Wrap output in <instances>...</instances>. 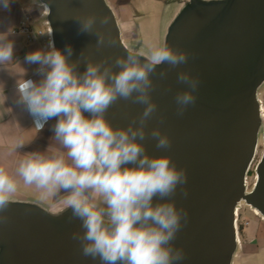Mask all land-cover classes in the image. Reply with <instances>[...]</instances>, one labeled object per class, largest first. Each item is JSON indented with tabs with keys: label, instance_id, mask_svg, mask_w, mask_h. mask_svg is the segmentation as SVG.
<instances>
[{
	"label": "water",
	"instance_id": "obj_1",
	"mask_svg": "<svg viewBox=\"0 0 264 264\" xmlns=\"http://www.w3.org/2000/svg\"><path fill=\"white\" fill-rule=\"evenodd\" d=\"M35 3L40 5L41 0ZM44 3L51 9L50 14H41L48 33L52 31L49 39L61 51L72 47L69 62H78V73L86 70L88 60L113 64L128 52L141 60L149 55L129 43L143 41L140 35L123 38L106 0ZM90 14L97 17L96 24L91 32H81L75 18ZM103 17L108 23L101 25ZM98 31L105 37L103 44L97 43ZM157 42L189 58L175 68L159 65L152 75L151 98L157 110L146 122L141 142L149 156L166 155L183 169L187 182L170 197H155L153 203L173 201L188 213L172 242L185 254L177 264H232L238 247L239 202L264 216V150L255 167V182L250 190L245 188L260 132L264 143V115L257 98L264 84V0H171L158 26ZM161 71L167 72L164 78ZM181 71L198 79L199 85L195 104L178 115L175 96L188 88L177 79ZM144 107L118 99L105 117L114 127L126 128L134 119L138 126ZM154 128L169 137L171 147L157 148L151 136ZM9 201L0 214L6 218L0 221V264H101L98 258L84 256L79 241L72 238L83 229L70 208L55 212L42 197L22 192L10 195Z\"/></svg>",
	"mask_w": 264,
	"mask_h": 264
},
{
	"label": "clouds",
	"instance_id": "obj_2",
	"mask_svg": "<svg viewBox=\"0 0 264 264\" xmlns=\"http://www.w3.org/2000/svg\"><path fill=\"white\" fill-rule=\"evenodd\" d=\"M11 2L0 0V8L8 10ZM39 6L50 14L44 0ZM75 19L81 32H91L97 17L90 14ZM107 23L106 17L100 19L101 25ZM7 35L0 34V66L13 61L14 43ZM104 40L98 31L97 43ZM109 42L113 43L110 38ZM72 53L70 45L61 51L49 39L46 49L25 57L26 62L39 65L37 73L42 78L39 82L18 79L17 103L33 117L37 132L48 120L56 119L53 140L60 149L46 154L49 145L43 152L26 153L17 173L25 184L42 190L44 197L68 194L64 203L83 229L72 238L79 241L84 256L98 258L101 264H177L185 254L172 242L187 223L188 213L173 201L154 204L153 200L172 196L187 176L168 156H149L141 141L146 122L157 110L151 98L152 75L159 65L175 68L189 57L168 45L153 46L143 60L132 52L117 57L113 64L88 60L81 74L76 70L78 62H69ZM114 66L119 70L114 71ZM166 74L161 71L159 76ZM177 79L188 86L175 96L177 114L183 115L196 102L199 80L184 71ZM118 99L145 105L138 126L135 119L126 128L114 127L106 119L105 113ZM151 136L157 148L171 147L160 128H154ZM23 146L15 145L17 149ZM16 191L17 182L0 167V214ZM4 219L0 215V221Z\"/></svg>",
	"mask_w": 264,
	"mask_h": 264
},
{
	"label": "crops",
	"instance_id": "obj_3",
	"mask_svg": "<svg viewBox=\"0 0 264 264\" xmlns=\"http://www.w3.org/2000/svg\"><path fill=\"white\" fill-rule=\"evenodd\" d=\"M171 0H106L112 9L125 40L144 34L149 26L158 39V26L161 24L164 10ZM41 7L35 0H12L8 10L0 8V34L7 33V39L14 43L13 61L0 66V167L17 182V191L30 193L44 198L42 190L35 185H27L19 177V162L26 153L43 152L49 145L48 153L60 149L53 140V126L56 119H50L44 128L37 132L33 117L23 105L17 103V80L32 79L39 82L42 78L38 73V64L28 63V53L46 49L49 35L41 18ZM25 13L32 17L33 34L24 35L14 32ZM41 34H35L36 30ZM17 143L24 146L16 148Z\"/></svg>",
	"mask_w": 264,
	"mask_h": 264
},
{
	"label": "rangeland",
	"instance_id": "obj_4",
	"mask_svg": "<svg viewBox=\"0 0 264 264\" xmlns=\"http://www.w3.org/2000/svg\"><path fill=\"white\" fill-rule=\"evenodd\" d=\"M131 35L134 34L131 33ZM140 36L141 37L139 38H142L143 41L138 39L131 40L129 42L130 45L134 48H140L142 51L146 50L150 54L152 47L158 46L154 31L147 26L144 34ZM257 95L260 105L264 106V84H262L258 89ZM259 134L260 136L258 139L257 150L246 174V191L250 190L254 184L255 167L261 157L262 150H264V147H262L261 132ZM25 195L27 197L30 196L29 194ZM67 195V193L61 192L56 196L44 197L43 200L49 210L60 212L63 208H66L64 200ZM237 209L239 244L235 251L232 264H264V220H262L259 216L254 215V212L249 208V206L243 202H239ZM245 222H248V225H246Z\"/></svg>",
	"mask_w": 264,
	"mask_h": 264
},
{
	"label": "built area",
	"instance_id": "obj_5",
	"mask_svg": "<svg viewBox=\"0 0 264 264\" xmlns=\"http://www.w3.org/2000/svg\"><path fill=\"white\" fill-rule=\"evenodd\" d=\"M43 11H41V14ZM45 27V26H44ZM45 30L48 33V29L45 27ZM14 32L19 33V34H24V35H30L33 34V29H32V17L30 14L25 13L22 17V19L19 21L17 24L16 28L14 29ZM42 30H36L35 34H41ZM246 225H248V222H245Z\"/></svg>",
	"mask_w": 264,
	"mask_h": 264
},
{
	"label": "bare ground",
	"instance_id": "obj_6",
	"mask_svg": "<svg viewBox=\"0 0 264 264\" xmlns=\"http://www.w3.org/2000/svg\"><path fill=\"white\" fill-rule=\"evenodd\" d=\"M42 7V6H41ZM42 10V9H41ZM43 12H47V10H42ZM257 98H258V95H257ZM260 112L262 115H264V106L260 105ZM259 139V137H258ZM258 139H257V142H256V147H255V152L254 154L256 153V150H257V144H258ZM262 141V139H261ZM262 147H264V143H262ZM255 177V176H254ZM255 182V181H254ZM245 188H246V178H245ZM248 206V205H247ZM253 212H254V215H257L259 216L262 220H264V216H261V214L254 208H251L249 207ZM235 215H236V219H235V230H236V241H237V246L239 244V236H238V228H237V219H238V209L236 208L235 210Z\"/></svg>",
	"mask_w": 264,
	"mask_h": 264
}]
</instances>
